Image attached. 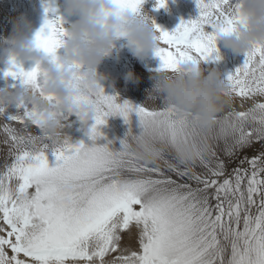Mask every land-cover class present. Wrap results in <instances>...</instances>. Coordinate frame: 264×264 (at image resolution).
Instances as JSON below:
<instances>
[{
	"label": "snow or ice",
	"instance_id": "1",
	"mask_svg": "<svg viewBox=\"0 0 264 264\" xmlns=\"http://www.w3.org/2000/svg\"><path fill=\"white\" fill-rule=\"evenodd\" d=\"M115 2L138 12L144 0ZM195 2L196 19L182 20L171 33L156 27L159 46L154 53L161 71L208 61L218 52L217 29L231 31L239 22L227 11L229 0ZM156 7H166V0H156ZM64 35L57 16L45 21L35 40L55 60ZM245 57L225 80L228 106L232 108V97L252 100L253 106L247 111L233 108L210 135L189 130L171 109L118 103L103 92L96 97L99 109L90 139L102 138L99 128L107 117L120 116L131 124L135 113L139 135L149 134L166 146L160 161L176 179L158 164L140 161L126 138L119 151L95 143H66L52 151L58 163L50 167L47 151L34 150L40 136L27 131L29 124L39 129V114L23 107L7 115L0 108V122H9L4 131L13 149L11 162L5 160L0 172V264H264V102L256 100L264 98V46L257 45ZM6 75L42 94L38 66ZM127 136L136 135L130 128ZM190 140L198 145L195 160L183 167L171 163L179 145ZM221 141V151L229 158L253 143L261 150L245 156L240 164L247 167H236L229 175L215 147ZM197 167L202 171L196 172ZM132 225L139 229V251L121 250L122 233Z\"/></svg>",
	"mask_w": 264,
	"mask_h": 264
},
{
	"label": "clouds",
	"instance_id": "2",
	"mask_svg": "<svg viewBox=\"0 0 264 264\" xmlns=\"http://www.w3.org/2000/svg\"><path fill=\"white\" fill-rule=\"evenodd\" d=\"M63 11L65 17L79 19L64 29L60 47L64 54L55 60L37 46L30 35L31 23L23 15L13 18L10 35L0 41L3 50L0 60L9 63L16 58L34 60L41 72L42 94L24 85L0 89V108L27 107L29 112L39 114L40 139L34 145L36 151L59 150L71 143L66 122L73 116L79 122L78 130L90 139L99 109L95 100L104 93L102 81L107 79L98 73V67L115 51L118 41L125 39L138 57L155 52L159 46V33L147 14L123 9L115 0H65ZM227 11L239 22L231 31L217 29L216 41H222L225 48L237 54L264 46V0H229ZM200 63H184L178 71L156 73L145 102H158L162 109H171L174 118L184 122L189 130L210 135L223 118L230 90L218 71L205 75ZM127 78L132 80L134 76L129 73ZM47 97L54 99L50 101ZM78 97L88 100L78 101ZM111 97L118 102V96ZM17 114L24 117L23 111ZM126 140L136 157L148 165L157 164L166 150L149 134L127 136ZM197 149L192 140L180 144L177 164L192 163Z\"/></svg>",
	"mask_w": 264,
	"mask_h": 264
},
{
	"label": "rangeland",
	"instance_id": "3",
	"mask_svg": "<svg viewBox=\"0 0 264 264\" xmlns=\"http://www.w3.org/2000/svg\"><path fill=\"white\" fill-rule=\"evenodd\" d=\"M64 7L65 0H0V41L6 39L10 35L12 31L11 21L13 18L21 15L25 16L27 21L31 23L32 30L30 35L33 38H35L36 34L44 27L46 20H53L57 16L61 18L62 27L66 30L72 23H75L79 17H65L63 11ZM48 9H54L55 11H49ZM138 13L141 15L147 14L157 28L161 31L171 33L179 26L182 20L189 21L196 19L199 16V9L195 0H166V7L163 8L156 7V0H144ZM208 31H210V29H208ZM216 46L218 52L214 53L213 57L208 61H201L200 67L204 70L205 75L215 70L226 80L229 74L235 72L237 68H240L244 64L246 57L245 54H237L225 48L222 41H216ZM63 54V48L57 49V57ZM220 54L222 55L220 56ZM0 55H3L2 49H0ZM217 56L219 59H216ZM36 67L37 64L34 60L25 61L23 58H16L14 62L11 63L0 60V79L7 78L10 81H6V84H8L7 88L15 89L22 86L23 81L19 78L7 76L6 73L9 71H18L19 69H23L24 72H30ZM224 68H226V71ZM160 69L161 61L154 52H150L145 57H138L132 52L127 41L121 39L117 42L115 51L99 65L98 73L107 77L106 80L102 81L105 89L104 94L106 96H118L119 103L128 102L133 106H144L149 110H159L161 109V105L158 102H145V100L147 91L150 90L153 85V80L151 78L156 73L160 72ZM129 73L133 74L134 79L129 80L127 78ZM0 85L4 84H1L0 81ZM256 100L257 102H264V98H256ZM231 103L232 108H229L227 105L222 114L223 116L227 115L233 108L236 111H247L253 106L252 100L242 99L240 97H232ZM12 108H8L10 111L6 112L7 115L16 112L15 110H17V108ZM13 111L14 113H12ZM5 123L9 122H0V172L4 170L5 160H7L8 163L11 162V152L13 151L11 141L4 131ZM10 126L16 128L18 132L23 130V126L16 123H11ZM79 127V122L75 116L71 117L70 120L66 122V131L71 137L72 144H76L77 141H82L84 144L91 147L93 143H95L96 146H109L116 151L121 149V141L126 138L130 128L134 135H139L142 131L139 124V117L135 113L131 114V124H126L124 119L120 116L107 117L106 123L99 128L102 138L95 142L84 136L83 133L78 130ZM27 131L34 135H39V129L34 125L29 124ZM215 147L217 154L225 161L227 174L229 175L236 167H247V164H240V161L245 156L251 158L252 156L258 155L261 150V145L259 143H253L251 147L238 150L234 157L229 158L221 151L223 147L222 141L217 143ZM46 155L49 166L55 167L58 163L55 159V155L52 151H47ZM170 162L174 164L177 163L171 160ZM157 164L165 171L166 175L176 179L175 175L168 171L163 161H159ZM178 166L183 167L182 165ZM194 170L198 173L202 171L199 167ZM138 237L139 229L134 225L130 226L128 231L122 233L121 250L127 249L129 252L139 251ZM6 251L9 256L12 255L10 249H6ZM119 254V252L112 253L107 259L111 260ZM125 254H127V252H125ZM21 258H23L22 254Z\"/></svg>",
	"mask_w": 264,
	"mask_h": 264
},
{
	"label": "bare ground",
	"instance_id": "4",
	"mask_svg": "<svg viewBox=\"0 0 264 264\" xmlns=\"http://www.w3.org/2000/svg\"><path fill=\"white\" fill-rule=\"evenodd\" d=\"M121 44V43H120ZM220 44V43H219ZM222 54H220V56H221ZM224 55V54H223ZM225 58V57H224ZM228 60V59H227ZM225 69V71H226V68H224ZM228 74V73H227ZM2 75V74H1ZM224 76V75H223ZM0 81H1V84L3 83L4 85H0V89H2V88H7V85L8 84H6V81L8 82L9 80L7 79V78H4V79H0ZM10 82V81H9ZM12 108V107H11ZM13 109V108H12ZM14 110V109H13ZM8 111H10L8 108L6 109V112H8ZM15 111H17V110H15ZM12 113H14V111L12 112ZM10 114V113H9Z\"/></svg>",
	"mask_w": 264,
	"mask_h": 264
}]
</instances>
